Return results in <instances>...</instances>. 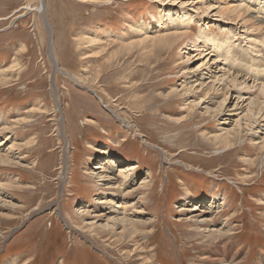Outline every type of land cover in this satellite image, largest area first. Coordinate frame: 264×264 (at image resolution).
Segmentation results:
<instances>
[{"label":"rangeland","instance_id":"rangeland-1","mask_svg":"<svg viewBox=\"0 0 264 264\" xmlns=\"http://www.w3.org/2000/svg\"><path fill=\"white\" fill-rule=\"evenodd\" d=\"M253 3L244 0L252 12ZM240 4L0 0V149L14 159L0 161V264H264V147L243 131L231 149L211 143L242 116L235 95L213 113L188 108L182 90L195 83L202 52L213 53L209 39L232 43L214 63L238 79L251 83L246 69L264 68L263 37L242 23ZM108 156L137 165L117 189L89 169ZM103 170L110 180L120 172ZM101 196L142 218L134 243L121 223L102 227L108 215L96 220L109 207ZM210 218L229 233L201 231L196 219Z\"/></svg>","mask_w":264,"mask_h":264},{"label":"bare ground","instance_id":"bare-ground-1","mask_svg":"<svg viewBox=\"0 0 264 264\" xmlns=\"http://www.w3.org/2000/svg\"><path fill=\"white\" fill-rule=\"evenodd\" d=\"M236 1V0H235ZM238 1V0H237ZM251 0H248V2H250ZM253 6L257 7L256 11L252 12L250 9V6H247L244 4V0H240L241 4L239 5V7L242 10L241 14H244L245 18H242V23H243V19L245 20L246 18L249 20H252L254 22V25L256 26V29L258 31L255 32H259L261 33V36L263 37V40H261V43L264 44V17L261 14H264V0L260 1V0H253ZM238 3V2H237ZM252 3V2H251ZM239 4V3H238ZM263 4V5H262ZM41 5V4H40ZM214 5V4H212ZM231 5V4H230ZM245 5V6H244ZM218 6V5H217ZM42 7V6H41ZM40 7V9H41ZM208 7V5L206 6V8ZM212 7V6H211ZM252 7V6H251ZM39 8V7H38ZM236 8V7H235ZM239 8V9H240ZM208 9V8H207ZM221 9V8H219ZM228 9V7H227ZM231 9V7H230ZM229 10V9H228ZM232 10V9H231ZM235 10V9H233ZM240 10V11H241ZM218 11V9H217ZM223 12V11H222ZM225 12V11H224ZM237 11H235L236 13ZM169 13V12H168ZM233 13V12H232ZM222 14V13H221ZM220 14V15H221ZM240 14V13H239ZM255 14L259 15L260 17H257ZM236 15L238 16V13H236ZM240 16V15H239ZM184 17V16H183ZM182 17V19H183ZM192 19V18H191ZM246 21H244L245 23ZM190 23V22H189ZM246 24V23H245ZM249 24V23H247ZM252 25V24H251ZM250 27V26H249ZM252 28H254V26L252 25ZM174 29V28H173ZM202 30V29H201ZM176 31V30H175ZM251 32V31H250ZM175 33V32H174ZM177 33V32H176ZM202 33V32H201ZM200 33V34H201ZM254 33V32H253ZM184 34V33H183ZM244 34V33H243ZM198 35V34H197ZM245 35V34H244ZM253 37V36H251ZM151 37L147 38L150 39ZM166 37H162L161 40H163ZM174 38V37H173ZM210 38V37H209ZM146 39V38H145ZM199 39V38H198ZM248 39V38H247ZM255 39V38H254ZM253 39V40H254ZM138 40V39H137ZM136 40V41H137ZM174 40V39H173ZM207 40V39H206ZM205 40V41H206ZM135 41V40H134ZM134 43H137V42ZM140 41V40H138ZM160 41V40H159ZM204 41V40H203ZM255 42H257L256 40H254ZM133 42V40H132ZM151 42V41H150ZM156 42V41H154ZM170 42V41H169ZM210 47H211V51L216 54L214 55L215 57L211 58V56H213V53L211 52H202L205 53L206 59L208 60H212L211 65L209 66L208 63L203 60L200 65L196 66V71L198 72L194 78L195 81V85L191 84L187 87L186 89V85L184 84L186 81H183L182 83L184 85L182 90L185 89L186 92H188V103H192L188 105V108L192 109V107H198L199 105H203L205 106L207 112H208V107L211 106H215L214 109H212L213 113H220L222 110H224V103L227 101L226 98L227 96L234 94L235 95V100L236 103H234V108L236 109H241L243 110L242 112V116H240V118H238L235 121V127L232 128L231 130H224L225 134H215V135H208V139L211 141V143L217 144L218 147H220V149L223 150H228L231 149L232 145H233V139H235L236 137H238V133H242L246 132V134L248 136H250L252 139L250 140L253 143H257L259 145V147H264V139H258V135L260 132V128H261V122H264V68L261 70L256 69V71H253L252 68H248L246 69V72L244 73L245 75H249V77L252 79V84L249 82H247L246 80L244 81L243 78L238 79V74L234 75V72H231V70H223V68L218 64L214 63V59H217L219 56H223L227 50L231 47V42L229 40H213V39H209L208 40ZM131 43V42H130ZM168 43V42H167ZM172 43V42H171ZM157 44V43H156ZM192 44V43H191ZM161 45V44H160ZM164 45V44H163ZM172 45V44H170ZM189 46V44H188ZM250 46V45H249ZM164 47V46H163ZM186 47V46H185ZM198 46L193 45L192 48L193 50L191 51H199L197 50ZM202 47V46H201ZM238 47V46H237ZM165 48H167L165 46ZM243 50V49H242ZM205 51V50H204ZM248 52V51H247ZM196 54V53H195ZM247 54V53H246ZM191 55V54H190ZM199 55V57L201 56V52L196 54ZM196 55H193V57H195ZM203 56V55H202ZM210 56V57H209ZM204 57V56H203ZM188 58V57H187ZM186 58V59H187ZM253 58V57H252ZM228 58H226L225 60H227ZM232 59V58H231ZM235 59V58H234ZM234 59H233V64H234ZM255 59V58H254ZM258 59V58H256ZM218 60V59H217ZM230 61V59H229ZM226 62V61H225ZM224 63V62H223ZM232 63V62H231ZM214 66V67H213ZM226 69V68H225ZM228 69V68H227ZM191 71V70H190ZM241 71V73L243 72V70H239ZM238 71V72H239ZM253 72V73H252ZM261 73V77H259L258 75ZM241 78V77H240ZM259 80L260 83L258 84H254V81ZM181 80V79H180ZM241 80V81H240ZM187 83V82H186ZM195 90H198V92L196 93H190V92H194ZM173 91H176L173 90ZM197 93H199L197 95ZM167 95V94H166ZM197 96V99L196 96ZM194 97V99L190 100L189 97ZM217 96H221L222 98L220 99L219 102H216L215 97ZM232 97V96H230ZM246 102L245 106L243 107V103ZM215 104V105H214ZM32 109V108H30ZM225 109L228 110V107H225ZM234 110V109H233ZM31 111V110H30ZM240 111V110H239ZM19 112V111H18ZM17 112V113H18ZM19 114V113H18ZM25 116V115H24ZM17 118V117H16ZM19 118V116H18ZM178 122L183 121V119H177ZM19 121H23V119H19ZM17 122V121H16ZM5 123V122H4ZM7 124V123H6ZM17 124V123H16ZM5 125V124H4ZM8 125V124H7ZM2 126V125H1ZM9 126V125H8ZM8 126H4V128L2 130H9L10 128ZM11 127V126H10ZM1 130V129H0ZM264 131V130H263ZM1 132V131H0ZM211 134V133H210ZM256 135V136H255ZM4 136V135H3ZM8 137V136H7ZM263 137V136H262ZM5 140V139H4ZM0 141V145L2 144H6V141ZM259 140V141H257ZM12 142V141H11ZM14 143V142H13ZM12 143V144H13ZM17 143V142H16ZM26 144V143H25ZM10 146H15V145H11ZM26 146V145H24ZM20 147V146H19ZM23 147V146H22ZM2 149V148H1ZM3 152V155H0V161L4 162V163H8L11 162L12 158L10 157V153L11 150L8 151L6 149V151L1 150ZM218 149V150H220ZM262 150V149H261ZM222 151V150H221ZM19 153V151H18ZM12 157V156H11ZM17 158V157H16ZM3 164V163H2ZM108 164L112 165V168H117V170H119V174H117L115 177H113V180H110V178L112 176H110L111 172L105 173L103 170L104 168H106L108 166ZM122 162H118L116 160H114L113 158H111L110 156L108 157H104L102 159L97 160L96 163H94V165H92L91 168H89L91 170V173H95L94 176H97V181H99L98 178H108L107 180H109L107 184L109 185V183H111V185H113V188H118L119 186H124V182L126 180V178L133 173V171H135L137 169V165L135 163H129L126 165V168L124 169L123 167H121ZM96 169H99L101 171H95ZM107 170V169H106ZM115 170V169H114ZM146 176L141 180V182L139 183L141 186L143 184V186L147 185V181H149L150 177V173L149 171H146ZM10 180V179H9ZM7 182V180H6ZM11 183H7L6 185H9L11 187ZM96 183V182H95ZM100 183V182H99ZM103 183V182H102ZM5 185V183H4ZM97 185V184H96ZM106 186V185H105ZM114 190V189H113ZM134 190V189H133ZM133 190H126V192L124 193L123 196H126V194L132 192ZM115 191V190H114ZM113 191V192H114ZM107 192V190H106ZM110 189V193L115 197V194L113 193ZM103 193V190H102ZM109 193V192H108ZM0 194H2V192L0 191ZM100 198V202L101 204H108L105 205V207H108L107 210H103L102 212H99L97 215H94L97 217L96 220L100 219L102 216H107L108 215V219H106L105 223L102 225L103 228L108 229L111 227V231H114V227L116 225V221L121 223L122 225V232L124 235L127 234V237H129V241H136V239L134 238L137 235H142L144 232H141L139 229L143 228L144 222H143V226L139 227V224L141 222V217H139L140 219L135 220L132 217H130L128 214L126 215L124 213V208L125 207H120V205L122 204L123 200L121 199V201H119V203H121L120 205L116 204L114 205V203L109 204L112 200L111 199H106L105 197L101 196ZM97 200V199H96ZM84 202V201H83ZM139 203V202H137ZM134 202H130V205L128 204V207L132 206L133 208L134 206ZM223 204V202H222ZM124 205V203H123ZM127 205V204H126ZM220 205V204H219ZM122 206V205H121ZM221 207V206H220ZM81 208H83V205L79 207V209L81 210ZM121 208V209H120ZM193 209H196V206L194 205ZM77 211L79 213H82V211ZM129 210V209H128ZM134 210V209H133ZM140 210V209H139ZM131 211V210H130ZM142 211V210H140ZM84 212V211H83ZM217 212V211H216ZM88 213V212H87ZM90 213V212H89ZM134 214V212H133ZM93 215V214H92ZM132 215V214H131ZM91 216V215H90ZM193 216V215H192ZM191 216V217H192ZM195 216V215H194ZM102 219V218H101ZM93 220V219H92ZM95 220V219H94ZM146 220V219H145ZM148 220V219H147ZM151 220V219H150ZM211 218L207 220H203V219H196V221L201 224V226H199V228H202L201 231H203L204 233L206 232V227L202 226L203 224L206 225L207 227L209 226L211 229H208V231H211L210 233L212 234H208L209 236H213L214 235H219V236H223L224 233H229V229H214L212 227V223L211 222ZM94 222V221H91ZM94 224V223H93ZM96 224V223H95ZM92 225V224H91ZM101 225V224H100ZM89 228H93V226L89 227ZM99 228V227H98ZM97 227L95 229H98ZM102 228V229H103ZM223 228V227H222ZM94 229V228H93ZM90 230V229H89ZM88 230V231H89ZM109 230V231H110ZM93 231V230H92ZM92 231H89L90 233ZM207 231V232H208ZM227 231V232H226ZM222 239V238H221ZM224 244V243H223ZM229 244V243H228ZM142 251V250H141ZM224 252V251H223ZM230 252V251H228ZM228 252L225 255H221L219 256L218 260L220 262H225L227 256H228ZM225 253V252H224ZM233 258V257H232ZM229 260V259H228Z\"/></svg>","mask_w":264,"mask_h":264}]
</instances>
